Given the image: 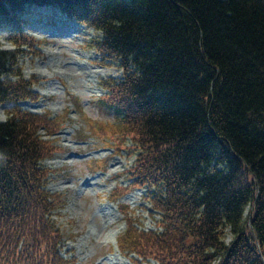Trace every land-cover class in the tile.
I'll return each mask as SVG.
<instances>
[{
	"label": "trees",
	"instance_id": "trees-1",
	"mask_svg": "<svg viewBox=\"0 0 264 264\" xmlns=\"http://www.w3.org/2000/svg\"><path fill=\"white\" fill-rule=\"evenodd\" d=\"M46 9L101 32L92 47L123 70L103 101L142 151L131 186L163 214L155 260L264 264V0H0V44L15 46H0V264L66 262L43 165L57 124L18 105L39 100L19 58Z\"/></svg>",
	"mask_w": 264,
	"mask_h": 264
},
{
	"label": "rangeland",
	"instance_id": "rangeland-1",
	"mask_svg": "<svg viewBox=\"0 0 264 264\" xmlns=\"http://www.w3.org/2000/svg\"><path fill=\"white\" fill-rule=\"evenodd\" d=\"M59 17L63 23L58 26L47 25L46 19H36L24 27V32L41 44L38 52L32 55L28 48L25 49L19 67L26 79L38 81L33 90L41 99L22 106L39 115L50 116V120H54L52 126L57 124L51 133L61 129L50 137L58 136L59 140L52 141L57 151L43 163L54 171L46 191L62 197V210L52 216L56 228L68 240L61 242L59 257L66 261L74 253L73 259L78 264H109L108 259L112 256L108 255V247L115 249V238H121L126 232V223L150 234L151 230L158 231L160 216L145 200V190L133 189L119 196L114 194V202L110 200L117 186L127 187L132 182L129 168L134 166L138 151L129 142L118 145L116 138L122 137L125 129H119L116 115L103 104L104 101L96 102L110 94L104 84L108 80L122 79L123 72L116 62L104 58L92 47L101 33ZM0 46L13 48L9 42ZM6 108H0L1 121L7 119ZM41 134L48 139L44 131ZM82 135L85 143L76 141ZM113 147L117 155L105 165L102 158L111 155ZM96 169L103 170L96 172ZM107 174L111 177L105 180ZM122 204L135 214L136 220H125L122 208H119ZM101 209H105L109 217L102 216ZM172 254L173 258L180 259L178 253ZM121 261L123 264H136L135 261L161 264L155 260L152 247L143 252L141 258L128 255Z\"/></svg>",
	"mask_w": 264,
	"mask_h": 264
},
{
	"label": "clouds",
	"instance_id": "clouds-1",
	"mask_svg": "<svg viewBox=\"0 0 264 264\" xmlns=\"http://www.w3.org/2000/svg\"><path fill=\"white\" fill-rule=\"evenodd\" d=\"M76 141H80V140H79V139H76ZM247 211H248V215L250 216L251 209H250V208H247L246 212H247ZM245 215H246V214H245ZM248 215H246V216H248ZM230 236H231V235H229L228 238H231ZM228 238H227V239H228ZM227 239H226V240H227Z\"/></svg>",
	"mask_w": 264,
	"mask_h": 264
},
{
	"label": "bare ground",
	"instance_id": "bare-ground-1",
	"mask_svg": "<svg viewBox=\"0 0 264 264\" xmlns=\"http://www.w3.org/2000/svg\"><path fill=\"white\" fill-rule=\"evenodd\" d=\"M57 140H59L58 136L55 137L54 139H51V141H57Z\"/></svg>",
	"mask_w": 264,
	"mask_h": 264
}]
</instances>
